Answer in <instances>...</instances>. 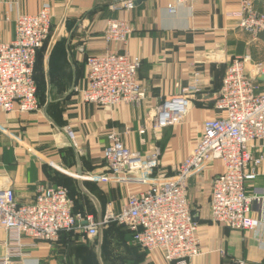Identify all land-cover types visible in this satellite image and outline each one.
Returning a JSON list of instances; mask_svg holds the SVG:
<instances>
[{"label":"crops","instance_id":"crops-1","mask_svg":"<svg viewBox=\"0 0 264 264\" xmlns=\"http://www.w3.org/2000/svg\"><path fill=\"white\" fill-rule=\"evenodd\" d=\"M125 1L0 0L2 43L14 40L19 15L36 14L44 6L53 12L51 34L38 54L39 110L25 115L0 111V188L13 189L20 205L33 202L38 185H61L73 188L75 199L81 198L79 203L95 221L121 212L130 195L172 178L195 148L204 123L222 116L214 102L231 61L249 56L246 73L250 76H255V66L264 63V37L240 32L236 18L231 17L240 10V0L186 2L176 14L168 11L172 0H146L138 5L135 0L134 10H111ZM254 4L264 14V0ZM111 18L127 20L133 28L126 47L113 44L109 48L126 50L140 61L138 81L146 98L139 106L100 107L84 103L75 91L87 87V57L107 49L104 31ZM195 82L200 91L185 121L154 133L158 108ZM68 129L75 135V145ZM112 131L143 157L156 147L161 150L160 166L146 181H140L139 175L130 176L128 183L76 178L107 175L103 151ZM223 170L222 162L214 161L188 181L187 196L198 223L202 255L184 264H231L234 259L264 264V224L254 231H237L211 219L212 181ZM246 191L250 196L264 195V163ZM257 210L255 206V216ZM7 254L18 264H167L162 251L142 249L131 231L112 224L92 239L77 232L54 243L23 237L21 246L13 232L0 227V260Z\"/></svg>","mask_w":264,"mask_h":264},{"label":"built area","instance_id":"built-area-1","mask_svg":"<svg viewBox=\"0 0 264 264\" xmlns=\"http://www.w3.org/2000/svg\"><path fill=\"white\" fill-rule=\"evenodd\" d=\"M207 0H172L168 11L176 14L179 5ZM135 0L112 5L111 10H134ZM240 32L257 36L264 34V14L255 9L254 0H240V10L231 14ZM53 12L50 6L36 14H21L14 22V40L0 42V111L30 114L40 108L34 78L38 51L49 38ZM133 33L129 21L111 18L106 23L104 53L86 59L88 84L76 89L84 103L113 108L119 105L139 106L146 91L138 81L139 60L126 50L116 52L113 44L124 47ZM249 56L236 57L223 77L214 109L222 116L204 123L203 132L193 151L177 167L172 178L155 184L147 191L132 194L119 213L106 214L95 221L92 216L74 214V203L63 186L38 185L32 203L20 205L11 188H0V227L13 232L18 246L23 237L54 243L63 232L84 233L94 238L111 223L133 233V241L142 249L160 250L167 264H184L202 255L198 223L188 201V181L214 161L222 162L224 170L212 181L211 219L231 230L254 231L264 224V195L250 196L248 182L255 180L264 163V87L257 77H264V63L255 66V76L246 73ZM200 91L198 82L182 93L163 102L158 108L153 131L182 124L188 116L192 100ZM142 135L145 130H141ZM67 135L75 145V135ZM103 151L108 173L76 178L94 182L128 183L130 176L146 181L160 166L161 150L143 157L122 141L117 131L109 136ZM259 150V155L255 151ZM257 207V215L253 214ZM0 264H18L7 254ZM20 264H23L20 262ZM233 264H249L234 259Z\"/></svg>","mask_w":264,"mask_h":264},{"label":"trees","instance_id":"trees-1","mask_svg":"<svg viewBox=\"0 0 264 264\" xmlns=\"http://www.w3.org/2000/svg\"><path fill=\"white\" fill-rule=\"evenodd\" d=\"M42 49V48H41ZM40 49V50H41ZM40 50L38 51V53H37V58H36V65H35V74H34V78H35V81H36V68H37V62H38V54H39V52H40ZM36 85H37V96H38V100H39V95L41 94V87L39 86V84L37 83V81H36ZM40 103V102H39ZM56 186H61V185H56ZM64 187V186H63ZM66 188V187H65ZM68 190V192H69V197H70V199L73 201V203H74V206H73V213L74 214H82V215H84V216H88L87 215V213L84 211V207L83 206H81L82 204H80L79 203V201L81 200V198L79 197V199L77 198V199H75V194H76V192L73 190V188H72V190L70 189V188H68L67 189ZM81 202V201H80ZM112 225H117L116 223H111ZM110 224V225H111ZM118 227H121V228H123L122 226H119V225H117ZM74 232H63V233H61V235H60V237H63V236H65V235H68V236H70V235H72ZM140 247V246H139ZM231 264H233V263H231Z\"/></svg>","mask_w":264,"mask_h":264},{"label":"water","instance_id":"water-1","mask_svg":"<svg viewBox=\"0 0 264 264\" xmlns=\"http://www.w3.org/2000/svg\"><path fill=\"white\" fill-rule=\"evenodd\" d=\"M142 1H146V0H138V1L136 2V4L138 5V4H140ZM261 35L264 37V34H263V33H262ZM259 80L264 81V77H263V76H260ZM195 221L197 222V220H195Z\"/></svg>","mask_w":264,"mask_h":264}]
</instances>
